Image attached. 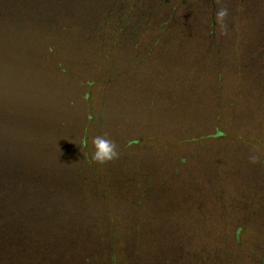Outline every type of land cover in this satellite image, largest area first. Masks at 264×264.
I'll return each mask as SVG.
<instances>
[{
	"label": "trees",
	"instance_id": "16d2710c",
	"mask_svg": "<svg viewBox=\"0 0 264 264\" xmlns=\"http://www.w3.org/2000/svg\"><path fill=\"white\" fill-rule=\"evenodd\" d=\"M4 2L0 264H264V0Z\"/></svg>",
	"mask_w": 264,
	"mask_h": 264
},
{
	"label": "clouds",
	"instance_id": "9594fccd",
	"mask_svg": "<svg viewBox=\"0 0 264 264\" xmlns=\"http://www.w3.org/2000/svg\"><path fill=\"white\" fill-rule=\"evenodd\" d=\"M227 15L228 11L226 8L218 9L215 17L216 22L223 26ZM92 143L94 149L92 159L95 162L104 164L117 156L116 144L112 140L105 138V136H95Z\"/></svg>",
	"mask_w": 264,
	"mask_h": 264
},
{
	"label": "rangeland",
	"instance_id": "374dc122",
	"mask_svg": "<svg viewBox=\"0 0 264 264\" xmlns=\"http://www.w3.org/2000/svg\"><path fill=\"white\" fill-rule=\"evenodd\" d=\"M44 2H41V3H39V5L40 6H42V4H43ZM5 2H4V0H0V10L3 8V7H5ZM8 13H10V11H8ZM13 46L14 45H12V44H9L7 47H11V50H13ZM18 52L20 53V56H21V64L20 65H17L16 66V68H18L19 70H28V66L26 65L27 63L25 62L26 60L25 59H23L25 56H26V52L24 51V50H18ZM22 62H23V64H22ZM16 76H15V74L14 73H11V76H10V79H9V82H10V84L11 83H13V81L16 79L15 78ZM1 94H4V91L3 90H5V91H7L8 89L12 92V88H11V86L8 88V86L6 85V86H2L1 88ZM206 101L207 100H210L211 98H209V97H207V96H204L203 97ZM205 124H206V122H205ZM202 125H199V124H195V128H200ZM220 129H223L225 132H229V134L231 133V131H233L231 128L232 127H229V126H222L221 125V127H219ZM208 132L209 133H214L215 132V128L214 127H212V128H209L208 129ZM133 137H136L135 135L133 136ZM225 140H230V141H232L233 140V137L231 136V134H230V136H226V138H225ZM224 140V141H225ZM221 142H223V141H221ZM220 142H218V141H215L214 140V142H212V143H210V144H219ZM144 146L145 147H153V150L155 151V152H157V151H161V150H163V153L167 150V149H169V150H171V147H170V144H169V142H165V143H163V145L161 146V144H159V143H156V142H146V143H144ZM208 211H213V210H215V209H213V207L212 206H209L208 208Z\"/></svg>",
	"mask_w": 264,
	"mask_h": 264
}]
</instances>
